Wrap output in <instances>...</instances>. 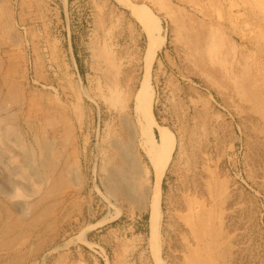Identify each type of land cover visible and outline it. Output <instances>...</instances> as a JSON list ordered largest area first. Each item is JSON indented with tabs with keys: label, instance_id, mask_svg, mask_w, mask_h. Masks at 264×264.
Returning <instances> with one entry per match:
<instances>
[{
	"label": "rangeland",
	"instance_id": "obj_1",
	"mask_svg": "<svg viewBox=\"0 0 264 264\" xmlns=\"http://www.w3.org/2000/svg\"><path fill=\"white\" fill-rule=\"evenodd\" d=\"M0 264H264V0H0Z\"/></svg>",
	"mask_w": 264,
	"mask_h": 264
},
{
	"label": "bare ground",
	"instance_id": "obj_2",
	"mask_svg": "<svg viewBox=\"0 0 264 264\" xmlns=\"http://www.w3.org/2000/svg\"><path fill=\"white\" fill-rule=\"evenodd\" d=\"M147 100V98H146ZM150 101H151V96H150V99H149V104H150ZM152 103V102H151ZM146 109H144V106H140V110L137 111V117H138V124H139V127L141 129V138L143 139V147H144V150L145 152L149 155V158H150V162L151 164L153 165L154 167V170H155V191H154V198L156 199L157 198V191L159 189V183L161 181V175H162V172L159 170V168L155 165V157H159L161 154H160V149L159 148H156L155 145H153V139H152V136L149 132V127H150V123L146 116ZM2 134V133H1ZM168 157V156H167Z\"/></svg>",
	"mask_w": 264,
	"mask_h": 264
}]
</instances>
